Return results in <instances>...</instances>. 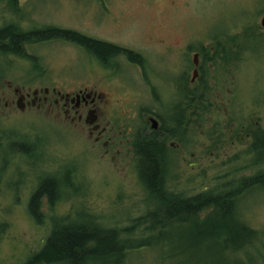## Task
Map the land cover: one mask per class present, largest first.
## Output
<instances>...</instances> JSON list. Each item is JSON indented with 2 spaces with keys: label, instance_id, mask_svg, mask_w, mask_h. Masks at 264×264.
<instances>
[{
  "label": "rangeland",
  "instance_id": "rangeland-1",
  "mask_svg": "<svg viewBox=\"0 0 264 264\" xmlns=\"http://www.w3.org/2000/svg\"><path fill=\"white\" fill-rule=\"evenodd\" d=\"M25 4L24 11L41 25L60 27L126 50H161L163 40L181 46L188 40L206 44L217 35L225 42L230 38V46L238 45L243 26L264 16V0H28ZM15 20L14 8L0 1V27ZM53 38H41L42 43L26 46V54L36 61L0 51V81L28 79L50 84L58 80L64 82L62 88L69 90L77 83L94 85L98 75L106 83L107 72L99 70L82 49L69 40ZM248 41L262 57L252 58L233 90L240 92L242 99L252 100L261 98L260 92H264V43L258 39ZM5 112L9 117L0 113V138L7 136V145L17 140L25 142L34 151L26 159L19 155L11 158L6 146L0 152V264H25L43 247L55 218L74 216L79 221L83 213L96 216L105 228L130 230L124 238L128 235L136 242L148 239L145 227L138 223L145 210V193L131 171L116 170L110 161L100 159L89 134L73 129L62 118L36 109ZM205 123V117L198 123L199 157L205 149ZM172 169L181 190L188 194L205 191L216 172L208 170L206 161L194 171L183 164H175ZM45 173L61 174L74 185L66 189L68 194L53 209L44 200L41 211L45 219L36 223L29 215L28 204L32 187ZM240 207L242 220L258 234L236 256L215 252L221 245L235 244L233 240L228 242L232 236L226 231L208 236L202 228L185 224L165 232L159 240L162 245L128 254L125 263L264 264V191L247 196Z\"/></svg>",
  "mask_w": 264,
  "mask_h": 264
},
{
  "label": "flooded vegetation",
  "instance_id": "flooded-vegetation-1",
  "mask_svg": "<svg viewBox=\"0 0 264 264\" xmlns=\"http://www.w3.org/2000/svg\"><path fill=\"white\" fill-rule=\"evenodd\" d=\"M4 1L14 8L16 20L0 27V41L8 46L10 39L1 33L12 29L17 36L28 40L22 44L26 55L23 58L36 61L26 54V46L51 37L44 36V32L65 30L41 25L28 16L24 11L28 0ZM261 23L262 20H257L244 25L238 45L232 46L230 38L225 42L219 35L206 44L188 40L181 46L163 40L159 45L161 50L155 47L126 50L100 41L120 49L103 58L74 43L92 58L99 70L107 72L106 83L97 75L94 85L77 83L66 90L62 88L64 82L58 80L48 84L6 79L0 81L1 116L9 117L5 111L36 109L64 119L73 129L89 134L100 159L110 161L116 170L131 171L144 193L148 186L139 179L141 162L146 159L145 149L153 145L161 146L171 170L175 164H183L194 171L206 161L212 174L220 171L239 180L254 178L264 171V92H260L261 98L246 100L233 89L240 83L252 58L262 57L248 43L250 39L264 43ZM55 41L65 42L66 39L56 38ZM199 91L201 94L205 91L200 100ZM19 101L23 111L18 106ZM199 103L205 106L204 115H199ZM91 115L95 118L94 124L90 123ZM204 117L205 143L202 145L205 149L199 157L197 130ZM216 172L213 185L222 175ZM172 195L186 199L196 192H183L178 184L172 189Z\"/></svg>",
  "mask_w": 264,
  "mask_h": 264
},
{
  "label": "trees",
  "instance_id": "trees-1",
  "mask_svg": "<svg viewBox=\"0 0 264 264\" xmlns=\"http://www.w3.org/2000/svg\"><path fill=\"white\" fill-rule=\"evenodd\" d=\"M1 34L10 39L9 46L3 47V42L0 41V45L4 48L3 53L12 51L20 56H26L22 52V44L28 43L27 38L17 36L12 29H8ZM43 34L55 39L65 38L89 52L93 50L103 58L114 55L120 50L119 48L106 45L100 41L71 31L52 29ZM204 95L205 91L202 94L199 91V100ZM198 111L199 115H204L205 106L199 103ZM144 152L146 159L142 167V173L145 175V181H147L151 189L159 192L162 182L161 165L163 150L160 145H153L146 148ZM69 172H67V176H70L71 173ZM249 179L246 178L245 180L248 181ZM52 188L53 186H46L44 184L41 189V193L44 191L50 195V203H53ZM238 196L240 197L239 192L236 196L231 195L229 197L212 199L208 194L203 193L198 196L195 202L190 200L184 203L165 201L163 204L164 210H161L164 211V215L155 219L158 221L157 223L150 224L144 228L145 233L149 236L148 239L137 242L136 240L129 239V237L127 238L128 235L124 238L123 234H128L130 230L120 232L114 228H105L98 223L88 227H77L67 224L66 227H58V229L54 230V237L52 236L53 238L46 241L43 248L35 253V255L33 254V257H30V261L25 264H126L125 260L128 254L144 247L151 248L162 245V242L155 243L153 240H159V237H162L165 231L172 230L174 226H186L185 224L200 227L210 236L218 235L216 233L222 230L226 231L232 236V239H228V242L233 240L235 244L221 245L215 252L223 256L226 253L236 256L250 246L258 234L242 218L236 215V212L240 209V204L237 202L239 200ZM43 201L44 199L39 196L30 199L28 204L30 216L32 215L34 218L39 216L42 212ZM211 208H214V211L208 214L205 219H202L200 214ZM193 214L194 217L189 222L186 218ZM142 221L143 217L138 219L140 225H142ZM229 223H233V226L228 225Z\"/></svg>",
  "mask_w": 264,
  "mask_h": 264
},
{
  "label": "bare ground",
  "instance_id": "bare-ground-1",
  "mask_svg": "<svg viewBox=\"0 0 264 264\" xmlns=\"http://www.w3.org/2000/svg\"><path fill=\"white\" fill-rule=\"evenodd\" d=\"M9 45H10V43H9ZM2 46L4 47L5 44H2ZM2 46L0 45V51L3 53L4 48H2ZM91 52H92V54H96L93 50ZM4 54H6V55L13 54L16 56H20V55L14 53L12 51H8L7 53H4ZM22 57H23V55H22ZM34 63L35 62H33V66H34ZM35 70H39V69L37 67H35ZM0 136H1V133H0ZM7 141H8L7 136H3L2 138H0V152L2 151L3 147L6 146V147L10 148L9 155L11 158L14 157V155H19L20 157H22L24 159L32 157L33 151H34L33 147L29 146L27 143H25V142L22 143V142L17 140V141H12L11 143H9L7 145ZM262 155L264 157V152ZM167 160H168L167 157H164V155H163L162 165H161V167H162V169H161L162 182H161V189L159 192L153 191L151 189V187L149 186V184L147 183V181H145L146 180L145 175L142 173L143 172L142 167L144 165V162H141V171L142 172H140L139 179L141 182H144L145 186H148L147 190L145 192V200L143 202L145 205V210L143 211V216H142L143 221L141 222L142 226H144V227L148 226L150 224L157 223L158 221H156L155 219L164 215V211H161V210L164 208L163 204L165 203V201H178V202L184 203L187 200H190V201L195 202V200H197L198 196L200 194H203V193L208 194L212 199H219V198H223V197H229L231 195L236 196L237 193L239 192L240 197L238 196L239 200L237 202H239L238 204H242V201L247 196H250L253 193H256L257 191L258 192L264 191V179H263L264 178V171H260L256 177L250 178L248 181L247 180H239L236 177H231L230 175L222 174L214 181L215 184L213 185L212 184L213 181H212L211 186L206 188L205 191H203L201 193L196 192V195H194L192 198L184 199L181 195H172V189L178 185V182H177V178L173 175L175 171L169 169ZM61 176H62L61 174H59V175H53L52 174L51 175V174L45 173L41 178H39L36 181L35 186L32 187L30 199L35 198L36 196H39L40 198H43L50 205L51 209L56 207L60 203L63 196L68 194L66 189L67 188H73V185H74L73 182L71 184L67 183L65 181V179H62ZM71 181H72V179H71ZM44 184L46 186H53V188H52L53 203L49 202L50 195H48L47 192L43 191L41 193V191H42L41 189H42V186ZM260 184L262 185V187ZM0 189H1V187H0ZM240 209H241V207H240ZM240 209H239V211L236 212L237 213L236 215L239 216L240 218H243L244 213H243L242 209L241 210ZM213 211H214V208H211V209L201 213L200 215L206 214V213L211 214ZM194 214H195V212H194ZM194 214L188 216L186 219L189 220V222L192 221ZM234 214H235V212H234ZM73 217L74 216L65 217V218H55L51 224V232L49 233L48 237L44 240L43 246L46 243V241H48L54 237L53 231L58 229V227H66L67 224L72 225V226H77V227H88L91 225H95L96 223L99 222V219L96 216H92L90 214H85V213H83V215L79 219V221L74 220ZM31 218L33 220H35L36 223H43L45 216H44L43 212H41L38 217L34 218L31 215ZM228 225L233 226V223H229ZM0 228H1V230H0V238H1V236L3 234V229L1 226H0ZM168 231L169 230H167L165 232H168ZM204 233H206V235L210 236L207 232L204 231ZM160 239H161V237L159 238V240ZM159 240L157 239L158 242H162ZM31 257H33V256H31ZM29 261H30V258L28 260H26L25 263H27Z\"/></svg>",
  "mask_w": 264,
  "mask_h": 264
},
{
  "label": "water",
  "instance_id": "water-1",
  "mask_svg": "<svg viewBox=\"0 0 264 264\" xmlns=\"http://www.w3.org/2000/svg\"><path fill=\"white\" fill-rule=\"evenodd\" d=\"M261 25H262V27L264 28V16H263V18H262V23H261ZM18 106L20 107V101H19V103H18ZM20 110L23 111V108L20 107ZM90 119H91V122H90V123H91V124H94V123H95V118H94V116L91 115Z\"/></svg>",
  "mask_w": 264,
  "mask_h": 264
}]
</instances>
